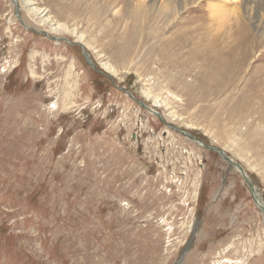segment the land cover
<instances>
[{"label": "rangeland", "instance_id": "1", "mask_svg": "<svg viewBox=\"0 0 264 264\" xmlns=\"http://www.w3.org/2000/svg\"><path fill=\"white\" fill-rule=\"evenodd\" d=\"M15 1L0 0V264H175L197 220L180 264H264L243 178L165 125L224 150L264 201V1L260 30L238 8L227 32L218 0L169 14L30 0L59 32ZM23 24L82 43L96 69Z\"/></svg>", "mask_w": 264, "mask_h": 264}, {"label": "bare ground", "instance_id": "2", "mask_svg": "<svg viewBox=\"0 0 264 264\" xmlns=\"http://www.w3.org/2000/svg\"><path fill=\"white\" fill-rule=\"evenodd\" d=\"M196 1L197 0H88V2L90 3V7H105L106 9H108V10L110 9V11H114V12L118 11V7L120 9L122 8V11L124 10V12H135V11H138V9H140V8L145 9L146 7H157V9H159V12L163 13V14L171 13L170 10H173L176 7H179V9H178L179 11L185 10L187 7H190V5L192 6ZM14 2H16V1L14 0ZM31 2L32 1L27 0L28 6L31 7L30 9L33 10V12L37 13L39 15V17H41V19L44 22L50 24V28L54 32L67 31L68 30V28L65 25L58 23L56 21H53L52 18L47 14V11L38 9V6H36V4L31 3ZM89 3H88V6H89ZM14 5H17V3ZM209 7L211 8V13H212L213 19L216 20V22L218 20L221 21L220 25H218V22H217L216 25H218V28H217V31H215V32H218V31L220 32L222 28H223L222 31H224V32L228 31V29H224L223 22L229 18L230 14H233V16L234 15L237 16L238 13L236 10H238V8H241L242 14H244L246 16V19L249 22H252V24L258 30H260L259 23H257V21L254 20V17H253V15H254L253 12H255L254 11V0H218L217 3L216 2L210 3ZM116 8H117V10H116ZM256 28H254V29L256 30ZM209 30H210V28H209ZM72 33H74V29L72 30ZM82 37H83V35H79L78 39L80 40V39H82ZM103 67L105 70L108 71V73L114 74V69L110 65H108L107 63L103 64ZM161 103H163V102H161ZM198 146H200V145H198ZM255 202H256V204L260 205L264 209V206H263L260 198L255 199Z\"/></svg>", "mask_w": 264, "mask_h": 264}, {"label": "water", "instance_id": "3", "mask_svg": "<svg viewBox=\"0 0 264 264\" xmlns=\"http://www.w3.org/2000/svg\"><path fill=\"white\" fill-rule=\"evenodd\" d=\"M10 1L12 3L16 4V2H14V0H10ZM15 15L19 19L20 16L18 14V7H15ZM24 27L30 29L34 33L43 34L45 37H47V38H49L51 40H54V41H57V42L64 41L65 43H67V44H69L71 46H79L81 48V50H82L83 57L86 59V63L89 66H91L93 69H96V67L89 60L88 54H87V52L85 50V46L82 43L77 42V41H69V40H67L65 38H59V37L49 36V35H47V33L45 31H36L35 29H33L31 27L29 28V27H27L25 25H24ZM97 72L99 74L105 75L106 77H108L112 81V78H111L110 74L105 73V72H102L100 70H97ZM119 90L120 91H124L129 97L133 98V95L127 89H125L124 87L119 88ZM136 102L143 109H145L146 111H148L149 113H151L153 115H156L157 117H159V119L162 120L161 116L159 114H157V112H155L153 109L149 108L147 105H145L144 103H142L140 101H136ZM165 125L168 128L176 131L177 133H179L181 135H184L186 138H188L189 140H191L195 144L200 145L202 148H204V149H206L208 151H211V152L216 153L220 157V159L223 160L227 164V168H233V169H235L240 174V176L243 178L244 182L246 183V185L248 187V190H249V192L251 194V197H252L253 202H255V199H257V198H260L261 199V197L256 192V188H255L252 180L247 175V173L245 172L244 168H242L239 163H237L230 156H228L224 150L219 149V148H216V147H214V146H212L210 144L205 143L202 139L194 136L192 133L181 129L180 127H178V126H176V125H174L172 123H166ZM261 211L263 212V210H261ZM200 223H201V221H199V220L196 221L195 226L192 229V232H191V235H190V239L187 242V244L183 247V249L181 250V256L179 257V259L176 261L175 264H180L182 262V260L184 259V256L186 255V253L189 251V249H190V247L192 245V242H193V238H194V234H195L194 232H195V230L197 229V226Z\"/></svg>", "mask_w": 264, "mask_h": 264}]
</instances>
